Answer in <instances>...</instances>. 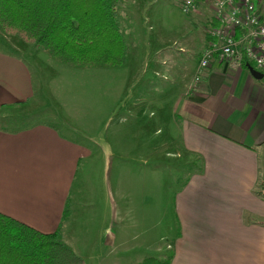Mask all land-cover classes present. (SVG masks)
<instances>
[{
	"label": "crops",
	"instance_id": "0c3cea01",
	"mask_svg": "<svg viewBox=\"0 0 264 264\" xmlns=\"http://www.w3.org/2000/svg\"><path fill=\"white\" fill-rule=\"evenodd\" d=\"M194 13L204 34L202 53L211 40L208 28L217 21L205 5ZM18 40L16 46L25 55L0 48L1 213L44 233L60 228L65 240L69 233L65 223L76 220V238L81 244L74 250L85 261L99 224L105 256L110 247L113 253L126 251L131 229L139 224L137 216H132V201H150L143 216L154 223L160 213L157 203L162 200L156 190L149 193L151 173L147 169L139 168L135 183H128L134 174L131 163L153 154V146L160 141L158 132L167 122L195 157L194 170L175 196L179 229L169 244L165 264H264V198L256 193L264 176V85L248 67L216 55L200 81H195L197 67L190 83L176 89L175 96L167 99L166 110L162 100L148 103L143 94L132 99L127 59L120 67H93L98 70L91 72L93 80L108 79L104 95L111 96L113 103L105 97L108 104H96L93 113L99 120L93 119L91 127L99 128L98 136L91 132L87 146L48 121L13 126L37 93L48 90L59 100L68 94L59 82L67 69L46 59L39 47ZM80 69V75L88 70ZM55 75L60 78L56 82L52 80ZM104 105L109 106L106 115ZM73 112L74 108L68 109L67 117L74 118L77 112ZM62 121L84 127L76 120ZM91 160L94 170L104 161L101 181L92 180L90 185L81 178L76 182L75 210H69L79 170ZM196 161H201L197 171ZM139 190L145 193L141 198Z\"/></svg>",
	"mask_w": 264,
	"mask_h": 264
},
{
	"label": "rangeland",
	"instance_id": "374dc122",
	"mask_svg": "<svg viewBox=\"0 0 264 264\" xmlns=\"http://www.w3.org/2000/svg\"><path fill=\"white\" fill-rule=\"evenodd\" d=\"M180 2L181 0H115L116 17L127 42L126 59L131 69L129 78L130 86L133 87L131 91L134 101L137 95L143 94L148 103L155 104L162 100L166 110L168 109L167 99L175 96L177 88L181 90L185 88L195 75L201 59L200 50L204 34L200 27L201 22L194 16L195 13H184L180 9ZM147 36L152 39H147ZM18 39V36L13 37L0 30V48L25 55V52L16 46ZM27 43L29 42L20 40V44ZM39 50L46 55L44 56L47 57L46 59H53L42 48ZM51 61L58 67L67 69L62 71V74L66 73L65 78L59 80L63 82L64 91L68 92L67 95L60 97V100L63 98L65 102H61L59 98L56 99L48 90L43 94L37 93L35 99L27 105L28 111L21 112L17 120H13V126L22 127L48 121L56 124L69 137L90 146L91 132L94 131V136H98L99 130L98 127H91L93 119L99 120L95 112L93 113V109L97 103L108 104L106 99L112 100L108 94L104 95L109 81L104 76L98 82L93 80L91 72L98 71L92 70L95 68H86L88 70H84L83 75H80L81 69L78 67L67 66L55 59ZM156 68L161 69L162 73ZM57 79H60L59 76H52L53 81L56 82ZM260 81L264 85V79ZM84 99L89 100L85 102ZM66 102H69L70 106ZM103 107H105L106 115L109 106ZM70 108H74L73 113L77 112L74 118L66 115V111ZM65 117L83 123L84 127H79L74 122H63L62 119H66ZM100 119L102 120L103 117L101 116ZM171 128V123L164 122L158 132L160 141L157 146H153L155 149L153 154H149L143 160L132 161L131 167L134 174L128 178V183L134 184L136 176H139V168H145L151 173L148 178L149 193L151 195L156 190L162 195L161 204L160 201L157 203L160 211L157 213L158 222L156 219L153 223L143 216L146 207L148 210L150 201L143 200L141 203L132 201V216H137L139 224H135L131 229L129 248L126 251L116 249L113 253L110 247L106 251L109 256H105L106 247L103 246V240L99 239L101 227L98 222L99 226H96V232L94 231L95 240L91 241L93 245L86 256V264H159L169 260V244L179 229L175 215V196L178 187L194 170L192 160L195 157L185 148L175 128L173 130ZM103 163L104 161H99L96 170L92 160L88 162V166L82 165L73 186L69 210H75L76 182L79 183L83 178L85 183L92 185L93 180L98 184L102 176L99 171ZM200 167L201 161H196V171ZM120 175V171L117 170V178H120ZM133 193L135 196L136 192ZM139 193L137 192L140 198L145 194L142 190H139ZM137 203L138 207H134ZM160 207H163V225H160ZM71 221L68 219V223H65V226L69 228L66 241L78 250L81 241L76 238V220L73 224ZM119 236L122 238L121 234ZM161 236H163L162 240ZM109 244L110 241L107 245Z\"/></svg>",
	"mask_w": 264,
	"mask_h": 264
},
{
	"label": "trees",
	"instance_id": "16d2710c",
	"mask_svg": "<svg viewBox=\"0 0 264 264\" xmlns=\"http://www.w3.org/2000/svg\"><path fill=\"white\" fill-rule=\"evenodd\" d=\"M0 26L6 34L42 48L68 66L114 68L126 62L127 42L115 0H0ZM248 63L255 67L247 58L242 64L247 67ZM258 188L256 193L264 198V176ZM0 264L86 261L67 243L60 228L44 233L0 212Z\"/></svg>",
	"mask_w": 264,
	"mask_h": 264
},
{
	"label": "built area",
	"instance_id": "2783aa9c",
	"mask_svg": "<svg viewBox=\"0 0 264 264\" xmlns=\"http://www.w3.org/2000/svg\"><path fill=\"white\" fill-rule=\"evenodd\" d=\"M203 5L212 10L218 26L208 28L211 40L202 51L195 81L216 55L241 65L247 58L264 71V0H181L180 9L191 14Z\"/></svg>",
	"mask_w": 264,
	"mask_h": 264
},
{
	"label": "water",
	"instance_id": "95a60500",
	"mask_svg": "<svg viewBox=\"0 0 264 264\" xmlns=\"http://www.w3.org/2000/svg\"><path fill=\"white\" fill-rule=\"evenodd\" d=\"M248 70L251 73V75L258 80H261L264 78V72L258 70L257 68H255L253 65H251L250 63L247 64Z\"/></svg>",
	"mask_w": 264,
	"mask_h": 264
}]
</instances>
